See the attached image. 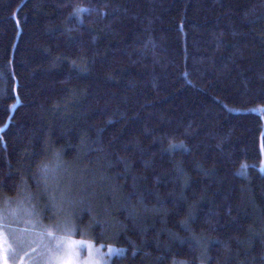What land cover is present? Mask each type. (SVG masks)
<instances>
[{"label":"trees","instance_id":"trees-1","mask_svg":"<svg viewBox=\"0 0 264 264\" xmlns=\"http://www.w3.org/2000/svg\"><path fill=\"white\" fill-rule=\"evenodd\" d=\"M262 105L264 0H0V204L110 264H264Z\"/></svg>","mask_w":264,"mask_h":264},{"label":"rangeland","instance_id":"rangeland-1","mask_svg":"<svg viewBox=\"0 0 264 264\" xmlns=\"http://www.w3.org/2000/svg\"><path fill=\"white\" fill-rule=\"evenodd\" d=\"M263 109L264 105L254 110L262 112ZM51 165L55 172L58 167L54 169L55 165ZM43 169L45 172L47 168ZM56 176V186H49L50 191L45 195L51 210L48 218L36 211L35 204L28 205L21 199L17 203L7 201L0 204V264H60L59 260H52L47 254L60 243L74 254L71 255L73 264H110L115 255L121 254L123 249L120 247L97 245L88 238L75 235V224L68 215L70 208L66 198L61 194L62 198L55 199L56 190L68 189L73 176L64 168H58ZM57 225L66 227L61 231ZM52 236L56 239L53 240Z\"/></svg>","mask_w":264,"mask_h":264},{"label":"snow or ice","instance_id":"snow-or-ice-1","mask_svg":"<svg viewBox=\"0 0 264 264\" xmlns=\"http://www.w3.org/2000/svg\"><path fill=\"white\" fill-rule=\"evenodd\" d=\"M246 167H247L246 165H242V169H246ZM261 171H264V168H262ZM56 227L58 230L62 231L64 230V227L66 226L57 225ZM52 239L55 240L56 239L55 236H52ZM109 251L111 252L112 250L109 249ZM61 253H63V256L60 255ZM47 254L50 256V259L59 260L60 264H73L71 255H74V254L70 253V249L65 248L64 243L54 245Z\"/></svg>","mask_w":264,"mask_h":264},{"label":"clouds","instance_id":"clouds-1","mask_svg":"<svg viewBox=\"0 0 264 264\" xmlns=\"http://www.w3.org/2000/svg\"><path fill=\"white\" fill-rule=\"evenodd\" d=\"M242 165H243V164L240 165L241 168H242Z\"/></svg>","mask_w":264,"mask_h":264}]
</instances>
